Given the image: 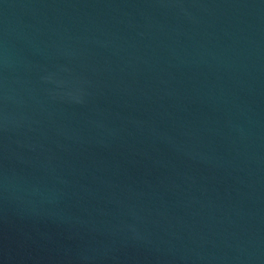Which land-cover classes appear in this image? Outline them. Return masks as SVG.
<instances>
[{"label": "water", "instance_id": "95a60500", "mask_svg": "<svg viewBox=\"0 0 264 264\" xmlns=\"http://www.w3.org/2000/svg\"><path fill=\"white\" fill-rule=\"evenodd\" d=\"M0 264H264V0H0Z\"/></svg>", "mask_w": 264, "mask_h": 264}]
</instances>
